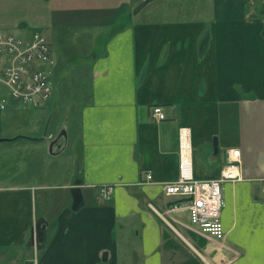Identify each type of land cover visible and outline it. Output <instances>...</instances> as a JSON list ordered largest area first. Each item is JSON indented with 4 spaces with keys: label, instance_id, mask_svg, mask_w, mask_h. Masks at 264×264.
<instances>
[{
    "label": "crops",
    "instance_id": "crops-1",
    "mask_svg": "<svg viewBox=\"0 0 264 264\" xmlns=\"http://www.w3.org/2000/svg\"><path fill=\"white\" fill-rule=\"evenodd\" d=\"M206 1L195 17L143 14L154 0H0V32L37 30L56 81L75 61L86 81L56 136L2 132L0 120V264H264V0ZM182 127L197 179L218 178L240 150L243 179L222 186L220 241L190 232L185 213L165 214Z\"/></svg>",
    "mask_w": 264,
    "mask_h": 264
},
{
    "label": "built area",
    "instance_id": "built-area-1",
    "mask_svg": "<svg viewBox=\"0 0 264 264\" xmlns=\"http://www.w3.org/2000/svg\"><path fill=\"white\" fill-rule=\"evenodd\" d=\"M23 38L0 32V83L9 92V98L34 107H41L52 95L53 61L48 42L39 32L32 31ZM8 96L0 97V112L7 109ZM156 121L166 118L160 105H152L149 112ZM1 131V129H0ZM190 130L179 129L178 176L164 184V192L174 200L168 205L165 214L185 213L190 224L185 227L206 238L220 241L224 237L221 211L224 205L222 186L225 182L241 181L240 150L228 151L220 175L215 179L200 180L193 173ZM1 136V132H0ZM147 181L152 179L146 175ZM264 192V180L262 181ZM112 186L99 188L104 200L112 198ZM162 215L166 221V216ZM174 222H177L171 217ZM169 225L173 228L172 224ZM174 229V228H173Z\"/></svg>",
    "mask_w": 264,
    "mask_h": 264
},
{
    "label": "rangeland",
    "instance_id": "rangeland-1",
    "mask_svg": "<svg viewBox=\"0 0 264 264\" xmlns=\"http://www.w3.org/2000/svg\"><path fill=\"white\" fill-rule=\"evenodd\" d=\"M137 1L141 2L145 0ZM175 2H178L180 4L175 6ZM201 3H203V0H154V2L149 4L143 10L144 12H142L144 14L145 12L150 11L151 15L153 16H161V14L163 13L176 11L177 7H180V11H183L184 14H188L190 16L195 17H201V9L198 8ZM16 34L21 38L25 37L22 36L24 34L21 32L15 33L13 35ZM75 65H77V61H75L72 65L69 63L67 67L62 65L63 67H66L69 72L64 79H61V82L59 81L60 83L56 81L55 75H52L50 81L53 84L54 91L52 92L53 94L50 101H48L50 103L48 104V102H46L41 107H31V105L29 104H24L9 98V95H7V88L2 83H0V95L8 96V99L10 101L8 102L9 105L7 106V111L0 112V114H2L0 118L2 132L5 129L11 127L17 128V125H20L23 127H32L34 129L41 127V130H39V134L43 133L44 129L48 128L47 130L53 131V134H55L56 136L57 133H59V131L61 130L62 125L64 123L68 124V121L71 118L76 117L78 111L82 107L81 103L83 99L81 97V91L84 90L86 81L85 78L82 79L84 75L82 71L84 69H81L80 67H78V65ZM52 70L54 71L53 67ZM58 76L60 77V74H58ZM6 112L8 114V117L6 115ZM3 151V145H0V180L5 178L4 176H2L1 169V164L4 160ZM178 216H180V214L175 217ZM180 219L186 224H190L189 219L187 217H181ZM177 227L181 231V233H185L183 232L184 229L180 228L179 226Z\"/></svg>",
    "mask_w": 264,
    "mask_h": 264
},
{
    "label": "water",
    "instance_id": "water-1",
    "mask_svg": "<svg viewBox=\"0 0 264 264\" xmlns=\"http://www.w3.org/2000/svg\"><path fill=\"white\" fill-rule=\"evenodd\" d=\"M147 1H149V0H146V2ZM6 140H9V139L2 138V139H0V142L6 141ZM58 141H60V143L56 145V143ZM62 143L63 142H61V138L58 137V139L56 141H54L50 144L49 151L53 154V152H55V149H56L55 147L61 146ZM77 195L74 196V201H73L74 202V204H73L74 209H77L81 204V202H79L80 199L77 197ZM34 233H35V239L34 240L36 241L37 245L43 244L44 238H45L44 228L43 227L40 228V226H37V227H35Z\"/></svg>",
    "mask_w": 264,
    "mask_h": 264
},
{
    "label": "bare ground",
    "instance_id": "bare-ground-1",
    "mask_svg": "<svg viewBox=\"0 0 264 264\" xmlns=\"http://www.w3.org/2000/svg\"><path fill=\"white\" fill-rule=\"evenodd\" d=\"M58 143H60L59 141L56 143V144H58ZM224 200V199H223ZM224 233V232H223Z\"/></svg>",
    "mask_w": 264,
    "mask_h": 264
}]
</instances>
